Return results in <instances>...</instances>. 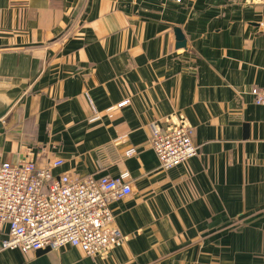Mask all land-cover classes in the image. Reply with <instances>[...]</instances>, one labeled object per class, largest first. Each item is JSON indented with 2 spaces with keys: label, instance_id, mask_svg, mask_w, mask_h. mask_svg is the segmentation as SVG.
Wrapping results in <instances>:
<instances>
[{
  "label": "crops",
  "instance_id": "0c3cea01",
  "mask_svg": "<svg viewBox=\"0 0 264 264\" xmlns=\"http://www.w3.org/2000/svg\"><path fill=\"white\" fill-rule=\"evenodd\" d=\"M186 42L178 47L176 30ZM260 0H0V165L131 176L104 257L2 250L0 264H264ZM128 104L117 109L119 104ZM184 117L199 154L160 168L151 124ZM135 150L134 156L127 152Z\"/></svg>",
  "mask_w": 264,
  "mask_h": 264
},
{
  "label": "built area",
  "instance_id": "2783aa9c",
  "mask_svg": "<svg viewBox=\"0 0 264 264\" xmlns=\"http://www.w3.org/2000/svg\"><path fill=\"white\" fill-rule=\"evenodd\" d=\"M181 3L182 0H177ZM264 5V0H260ZM255 103L264 106V88L252 90ZM128 104L124 101L117 109ZM172 126L152 123L151 142L160 168L172 170L199 154L192 137L193 128L184 117ZM135 150L127 152L134 156ZM61 159L41 168L34 161L0 165V233L5 226L9 237L2 250L27 254L70 246L87 256L104 257L121 247L125 237L115 223L112 203L133 192L128 173L118 178H71L54 171Z\"/></svg>",
  "mask_w": 264,
  "mask_h": 264
},
{
  "label": "water",
  "instance_id": "95a60500",
  "mask_svg": "<svg viewBox=\"0 0 264 264\" xmlns=\"http://www.w3.org/2000/svg\"><path fill=\"white\" fill-rule=\"evenodd\" d=\"M176 36L178 40V47L179 48L185 47L186 46L185 38L179 29L176 30ZM17 99L18 98H15L12 100H3L0 98V128H1V121L8 115L10 110L13 108V106L17 102ZM49 251L50 249H45V250L38 251L37 253H46Z\"/></svg>",
  "mask_w": 264,
  "mask_h": 264
}]
</instances>
